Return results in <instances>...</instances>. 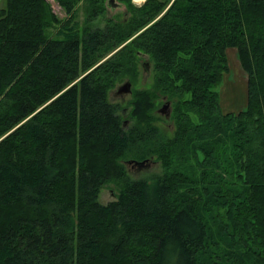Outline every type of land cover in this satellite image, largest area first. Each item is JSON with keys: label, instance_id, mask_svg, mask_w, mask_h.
I'll return each instance as SVG.
<instances>
[{"label": "trees", "instance_id": "obj_1", "mask_svg": "<svg viewBox=\"0 0 264 264\" xmlns=\"http://www.w3.org/2000/svg\"><path fill=\"white\" fill-rule=\"evenodd\" d=\"M57 1L0 4V264H264V0Z\"/></svg>", "mask_w": 264, "mask_h": 264}, {"label": "rangeland", "instance_id": "obj_2", "mask_svg": "<svg viewBox=\"0 0 264 264\" xmlns=\"http://www.w3.org/2000/svg\"><path fill=\"white\" fill-rule=\"evenodd\" d=\"M117 3L114 6H109L108 14L120 13L125 11L126 6L125 3L121 2V0H114ZM136 3H141L142 0H134ZM140 1V2H139ZM5 0H0V4L4 3ZM53 8L60 14L66 15V11L63 6L57 0H51ZM80 8V18H82V9ZM228 55H229V63L230 70L225 73L224 79L220 85L221 98L224 109H235L244 106L247 100V72L242 67L240 60L237 55L236 47L229 46L228 47ZM143 68V66L141 67ZM153 76L152 68L151 73H146L143 69H141V73L139 74V78L134 84L132 82V87L145 85L149 81H151ZM128 77H123L122 79H118L114 86H112L109 90V97L112 100L122 101L123 103L127 102L130 96H132V90L125 93H116V87L118 84L123 82ZM164 101H162L158 106L162 105ZM130 170L133 175H140L150 170L159 168L158 162H150L147 160L146 163L138 164L134 161L127 162ZM115 189L112 183L106 184L102 187L100 192V199L102 201H107L108 199L114 196Z\"/></svg>", "mask_w": 264, "mask_h": 264}, {"label": "water", "instance_id": "obj_3", "mask_svg": "<svg viewBox=\"0 0 264 264\" xmlns=\"http://www.w3.org/2000/svg\"><path fill=\"white\" fill-rule=\"evenodd\" d=\"M110 3L114 6L117 2L114 0H109ZM143 68L149 72L150 70V65H151V60L145 59L142 61ZM132 90V81L130 78L125 79L123 82L117 85L116 87V93H125V92H130ZM161 112L166 113V115H170L171 113V105H170V100L164 101L161 106L158 108ZM148 157L143 158V159H138V158H129L128 161H134L135 163L138 164H143L147 162Z\"/></svg>", "mask_w": 264, "mask_h": 264}, {"label": "bare ground", "instance_id": "obj_4", "mask_svg": "<svg viewBox=\"0 0 264 264\" xmlns=\"http://www.w3.org/2000/svg\"><path fill=\"white\" fill-rule=\"evenodd\" d=\"M143 1V0H142ZM140 2V1H139Z\"/></svg>", "mask_w": 264, "mask_h": 264}]
</instances>
